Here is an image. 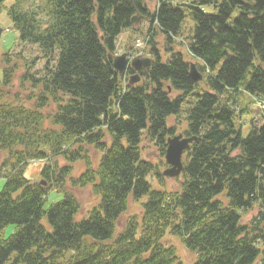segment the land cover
<instances>
[{"label": "trees", "instance_id": "16d2710c", "mask_svg": "<svg viewBox=\"0 0 264 264\" xmlns=\"http://www.w3.org/2000/svg\"><path fill=\"white\" fill-rule=\"evenodd\" d=\"M9 1L0 0V13L7 9L21 42L41 49L47 73L29 76L41 85L31 108L0 90V150L11 166L0 189V264H177L176 247L164 242L168 232L197 254L194 264H264V123L253 120L247 135L235 124L249 113L248 102L237 103L241 95L255 103L264 98V0ZM182 6L195 26L181 39ZM135 17L150 29L157 21V30L149 42L152 64L131 85L135 71L119 73L114 58L122 32L139 30ZM178 38L189 47L186 55L176 49ZM193 60L205 84L191 78ZM13 72L4 70V84ZM52 103L57 107L47 115ZM183 109V134L196 137L184 154L185 181L180 191L156 190L149 177L156 172L161 183L163 175L144 159L143 139L156 141L165 155L175 136L169 119ZM86 147L101 154L98 161ZM59 157L67 165L59 166ZM32 161L46 162L41 181L25 175ZM79 161L86 169L71 177ZM68 180L100 197L80 221ZM51 190L64 198L46 208ZM130 197H147L142 215L130 217L115 237Z\"/></svg>", "mask_w": 264, "mask_h": 264}, {"label": "rangeland", "instance_id": "374dc122", "mask_svg": "<svg viewBox=\"0 0 264 264\" xmlns=\"http://www.w3.org/2000/svg\"><path fill=\"white\" fill-rule=\"evenodd\" d=\"M194 0H174L175 3H192ZM219 3H222L224 0H218ZM13 0H10L7 2V6H9ZM154 3H152L153 5ZM153 7V6H152ZM182 8L185 9L187 12L186 20L183 24V36L182 38H185L187 35L190 34L191 28L195 26V23L190 15V9L182 6ZM202 11L208 13V14H214L216 13V8L214 5H203ZM140 25L138 31H133L131 29H127L122 32V34L119 37V44H118V55L124 54V53H130L131 51H134V45H135V38H143L146 40V35L148 32V29L150 28V22L148 20H144L143 18L140 19L138 22ZM0 28L2 29V37L0 41V90L7 95L8 99L11 101H14L15 103L22 104L26 107H33L34 105V99L32 100L30 98L33 94H38L41 91V85L39 83L36 84V87L33 86V83L31 80H29V76H36L38 79L45 76L47 73V70L45 69L46 65V58L43 55L41 49L32 44H28L26 42H21L19 38L18 32L14 29L13 23L11 19L8 16L7 9H3L0 13ZM158 41V47L161 50L162 58L164 61L169 58L168 54L164 51V38L162 36H157ZM178 38V42L176 45L177 50H181L186 55V49L182 47L180 44H178L181 40ZM186 58L189 60V57L186 56ZM194 61V60H193ZM192 61V62H193ZM194 63H196L194 61ZM6 68L13 69L14 72L12 74V82L9 85L4 84V70ZM203 73V72H202ZM204 78L205 74L203 73ZM25 77V78H24ZM252 77L251 70L248 72L246 81H248ZM206 78L203 80L202 84H205ZM244 87V85H243ZM180 92H173V97H177V95ZM35 98V97H33ZM264 101V98H263ZM248 102V111L249 113L244 115L241 119L239 117H235V124L237 127L242 126L243 127V133L244 135H247L248 132L251 129L252 122H254L258 125H262L264 123V109L261 111L256 105L255 102H252V97H250L247 94L241 95L238 99V104L243 106L246 105ZM188 105V104H187ZM238 105V106H239ZM56 104L52 103L48 106H46L45 113L47 115H51V112L55 110ZM51 122L45 123L46 126H49ZM169 126L175 128V135L183 134V132L187 128V111L186 109H183L182 112L178 116L171 117L169 119ZM143 157L144 159L150 161L153 163L155 169L163 173L169 165L166 162V153L165 155H162L160 145L156 143V141L148 140L146 138V135L144 136L143 143ZM88 153H90L93 160L96 162L99 160V157L101 156L100 153H98L94 148L92 147H86ZM10 159V156L7 152H3L0 150V189L4 187L5 179L3 178V175L9 174L11 171L10 163H8V160ZM59 166L67 165L66 161L59 157L56 159ZM7 162V164H6ZM46 162L43 161H32L27 166L26 170V177L31 179L32 181H41V171L44 167ZM74 169L72 171L71 177H79L82 172L85 171L86 166L84 161L76 162L73 165ZM149 180L156 190H164L169 192H175L180 191L183 187V183L185 181V178L183 175H180L178 177H165L163 176L162 182L160 183L158 181V177L156 175V172L152 173V175L149 177ZM46 184V183H44ZM67 189L73 193L78 201L80 202V210L76 216L77 220H82L88 217L89 211L98 204L100 201V197L95 194L92 186L87 187H73L72 182L68 180L67 182ZM64 198V195L62 193H59L56 190H51L45 207H50L53 203L58 202ZM147 200V197H144L140 201H135L132 197L129 198L128 203V209L127 211L121 216L116 229V235L115 237L123 230L125 227L127 220L134 216L142 215V204ZM258 212V208H254L252 211H250L247 215L244 216L243 223L248 224L253 217L256 216ZM12 226L9 227L6 230V235L9 236L12 232ZM114 237V238H115ZM164 242L166 244H173L176 247L177 255L179 257V262L177 264H194V262L197 259V254L189 251L186 246L183 244L180 238H177L175 236L170 235L168 232ZM260 259L255 263L258 264Z\"/></svg>", "mask_w": 264, "mask_h": 264}, {"label": "water", "instance_id": "95a60500", "mask_svg": "<svg viewBox=\"0 0 264 264\" xmlns=\"http://www.w3.org/2000/svg\"><path fill=\"white\" fill-rule=\"evenodd\" d=\"M120 1V0H115ZM141 18H133L132 24L138 25ZM152 64V59L135 58L129 63L127 54L119 55L114 58V67L119 73H125L129 67H132L136 72L142 68H147ZM190 76L195 82H200L203 79V74L198 70L197 65H190ZM141 77L138 73L131 76L130 84L135 85L140 82ZM196 140V137H185L183 134H178L167 140L166 162L169 167L163 172L165 177H178L184 169V153L190 148L191 143Z\"/></svg>", "mask_w": 264, "mask_h": 264}]
</instances>
